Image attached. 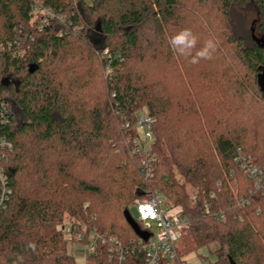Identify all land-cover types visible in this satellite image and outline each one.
<instances>
[{
  "label": "trees",
  "instance_id": "1",
  "mask_svg": "<svg viewBox=\"0 0 264 264\" xmlns=\"http://www.w3.org/2000/svg\"><path fill=\"white\" fill-rule=\"evenodd\" d=\"M75 1L0 0V140L13 144L0 264H117L100 243L77 261L63 227L75 218L83 244L96 229L127 245L143 235L128 207L150 191L182 207V237L208 246L211 264H264V195L234 162L242 151L264 163V0ZM237 10L254 14L251 28ZM184 29L197 37L191 56L170 45ZM209 40L211 58L192 63ZM138 113L156 119L149 180L126 144Z\"/></svg>",
  "mask_w": 264,
  "mask_h": 264
},
{
  "label": "built area",
  "instance_id": "2",
  "mask_svg": "<svg viewBox=\"0 0 264 264\" xmlns=\"http://www.w3.org/2000/svg\"><path fill=\"white\" fill-rule=\"evenodd\" d=\"M83 1L86 4L93 2V0ZM47 15L51 18L55 17L51 11H47ZM103 52L107 54V50L104 49ZM106 72H110L109 67ZM7 110L8 103L0 101V121L6 119ZM155 122V117L147 113H140L132 123L126 122L125 124L126 130L129 131L126 134V144L131 148L133 154L140 156V169L146 180L154 178L155 157L152 143ZM12 148L11 142L5 139L0 140V209L4 207L5 199L10 192L8 174L4 163L7 152L11 151ZM234 162L245 172L248 178L253 180L254 189L260 190L264 195V163H256L251 155L242 151H239L234 157ZM210 197L214 198L215 193H210ZM247 202L245 197L231 198L232 204L243 206ZM128 211L142 226L143 235L124 245L120 239L92 229L89 231L85 243L88 247V253H94L97 244L100 243L107 246L110 259L117 258V264H122L126 257L134 252L143 253L146 264H187L177 248L183 229L190 222V219L183 215L181 206L171 205L160 191H150L146 197H135L129 205ZM212 216L216 219H224L226 213L224 210H215L212 212ZM76 225V219L71 218L63 227L64 232L67 238L82 243L85 241V235L82 231L85 230V227L82 226V229L74 232Z\"/></svg>",
  "mask_w": 264,
  "mask_h": 264
},
{
  "label": "rangeland",
  "instance_id": "3",
  "mask_svg": "<svg viewBox=\"0 0 264 264\" xmlns=\"http://www.w3.org/2000/svg\"><path fill=\"white\" fill-rule=\"evenodd\" d=\"M74 2L76 1L74 0ZM47 16V13H45L44 17L46 18ZM253 17L254 14L252 12L248 13L246 10H237L235 14V22L237 24L245 25L246 29H248L249 27L251 28L253 26ZM85 24L87 25L88 35L90 39L99 48H103L104 36L101 30L99 29L97 20L93 22L85 20ZM254 27H256V33H258V23H256ZM138 115L139 113L137 114V116ZM214 247L215 245H212V248ZM177 248L180 255L185 259L187 264H211L216 259L215 254L210 251L208 246L196 247V245L188 236L181 237V239L177 243ZM87 249V245L83 243L69 242L68 244L69 252L79 262L85 261Z\"/></svg>",
  "mask_w": 264,
  "mask_h": 264
},
{
  "label": "clouds",
  "instance_id": "4",
  "mask_svg": "<svg viewBox=\"0 0 264 264\" xmlns=\"http://www.w3.org/2000/svg\"><path fill=\"white\" fill-rule=\"evenodd\" d=\"M197 44V37L192 33L190 29H184L171 37L170 45L181 55L191 56L192 49L195 48ZM215 45L209 40L205 43L204 47L196 52L195 56L192 57L191 62L197 63L199 59L211 58V52L214 51ZM11 147V145H8ZM30 248H35L34 244H29Z\"/></svg>",
  "mask_w": 264,
  "mask_h": 264
},
{
  "label": "water",
  "instance_id": "5",
  "mask_svg": "<svg viewBox=\"0 0 264 264\" xmlns=\"http://www.w3.org/2000/svg\"><path fill=\"white\" fill-rule=\"evenodd\" d=\"M30 71L32 72V71H34V65H31L30 66ZM262 81L264 82V79H262ZM234 264V263H233Z\"/></svg>",
  "mask_w": 264,
  "mask_h": 264
}]
</instances>
